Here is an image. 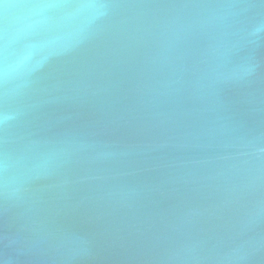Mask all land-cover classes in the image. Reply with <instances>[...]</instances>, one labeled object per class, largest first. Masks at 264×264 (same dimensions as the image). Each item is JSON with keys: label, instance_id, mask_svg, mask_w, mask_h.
Here are the masks:
<instances>
[{"label": "water", "instance_id": "obj_1", "mask_svg": "<svg viewBox=\"0 0 264 264\" xmlns=\"http://www.w3.org/2000/svg\"><path fill=\"white\" fill-rule=\"evenodd\" d=\"M0 264H264V0H0Z\"/></svg>", "mask_w": 264, "mask_h": 264}]
</instances>
